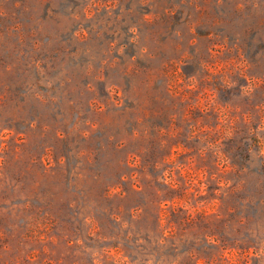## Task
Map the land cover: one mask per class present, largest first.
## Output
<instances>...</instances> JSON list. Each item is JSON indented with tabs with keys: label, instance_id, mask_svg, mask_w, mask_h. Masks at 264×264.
Masks as SVG:
<instances>
[{
	"label": "rangeland",
	"instance_id": "rangeland-1",
	"mask_svg": "<svg viewBox=\"0 0 264 264\" xmlns=\"http://www.w3.org/2000/svg\"><path fill=\"white\" fill-rule=\"evenodd\" d=\"M0 264H264V0H0Z\"/></svg>",
	"mask_w": 264,
	"mask_h": 264
}]
</instances>
